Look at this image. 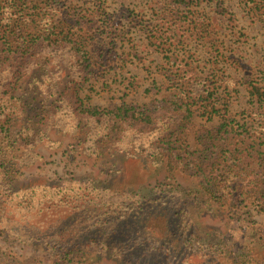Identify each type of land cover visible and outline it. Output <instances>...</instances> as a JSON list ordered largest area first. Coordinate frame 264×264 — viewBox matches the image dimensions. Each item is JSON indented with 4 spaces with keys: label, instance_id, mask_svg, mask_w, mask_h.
Wrapping results in <instances>:
<instances>
[{
    "label": "trees",
    "instance_id": "16d2710c",
    "mask_svg": "<svg viewBox=\"0 0 264 264\" xmlns=\"http://www.w3.org/2000/svg\"><path fill=\"white\" fill-rule=\"evenodd\" d=\"M168 1L172 9L157 25L121 11V17L136 19L132 31L116 23L106 0H94L91 12L68 0H0V264H22L2 244L43 249L51 264H99L95 255L120 264H264L263 254L256 261L246 253L236 256L209 230L200 231L188 208L199 198L202 209L224 206L241 184L264 214V140L246 144L251 124L221 104L215 68L203 76L193 66L191 40L218 44L209 17L198 11L207 0ZM247 6L259 15L264 0H249ZM134 31L162 56L159 72L168 94L112 109L88 104L85 93L94 83L118 76L131 51L137 56L129 47ZM28 79L50 101L16 126L26 114L19 90ZM130 81L133 85L134 78ZM248 95L264 103L258 84L248 83ZM197 113L217 123L196 130L190 148L187 134ZM50 131L84 134V152L95 158L123 151L180 172L195 182L189 191L194 197L185 195L181 202L172 186L141 193L75 178L16 189L17 168L39 161L40 145L53 147Z\"/></svg>",
    "mask_w": 264,
    "mask_h": 264
},
{
    "label": "rangeland",
    "instance_id": "374dc122",
    "mask_svg": "<svg viewBox=\"0 0 264 264\" xmlns=\"http://www.w3.org/2000/svg\"><path fill=\"white\" fill-rule=\"evenodd\" d=\"M68 1L76 3L82 11L91 12L95 8L94 0ZM248 1L204 2L198 11L209 17L218 34V44L213 48L208 43L191 40L189 48L195 53L193 66L203 76L212 74L210 70L215 68L216 77L221 80L218 84L221 104H227L231 114L237 116L236 119L245 118L250 122L252 140L247 139L246 144L252 145L253 139L258 144L264 140V103L259 106L248 95L250 82L258 84L264 91V10L254 16L248 11ZM167 6L168 0H106L105 3L107 11L118 16L116 23L122 27L125 24L130 29L135 26H132L136 23L135 18L121 17V11L138 16L145 24L157 25L165 10L172 9ZM133 38L129 47L136 48L137 56L132 54L134 48L131 49L133 51L129 50L131 56L121 70L117 69L118 76L114 77L112 73L94 83L93 89L85 93L89 97L88 104L112 109L122 103H149L168 94V91L165 92L168 85L159 72L164 62L162 56L153 47H146L148 41L140 32H135ZM121 46L128 52L126 43H119L118 47ZM131 78H134L133 85H130ZM31 81L32 79L25 80L19 90L26 114L16 122V126L24 124L28 116L33 117L44 101H50V98L32 87ZM242 112L245 113L243 117L240 115ZM252 112L261 116H253ZM200 117L197 113L193 127L187 134V146L190 148L194 146L196 130L202 125L217 123H208L205 118ZM84 138V134L72 136L50 131L49 140L53 142V147L40 145L37 151L41 159L31 166L17 168L14 187L19 189L39 182L57 184L64 178L90 179L102 187L131 189L141 193H148L157 186H172L179 191L176 195L179 201L185 202V195L193 199L194 194L189 191L195 189L196 184L186 175L172 173L163 166L155 167L142 156L129 155L123 151L106 153L100 158L89 156L84 152ZM203 201V198H199L192 202L194 205L188 206L200 231L209 230L215 240L229 245L236 256L246 253L251 256L252 261H256L261 258V254L264 255V214L259 212L254 195L248 188L240 184L232 199L221 207L202 209ZM183 207H187V204ZM2 249L22 264H51L50 255L43 249L18 244H2ZM95 259L99 264H120L109 257L95 255Z\"/></svg>",
    "mask_w": 264,
    "mask_h": 264
}]
</instances>
